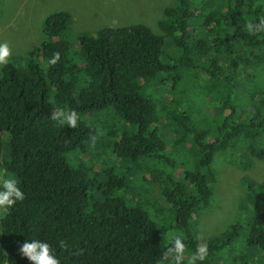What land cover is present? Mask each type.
<instances>
[{"label": "trees", "instance_id": "trees-1", "mask_svg": "<svg viewBox=\"0 0 264 264\" xmlns=\"http://www.w3.org/2000/svg\"><path fill=\"white\" fill-rule=\"evenodd\" d=\"M162 12L160 32L121 17L73 39L57 10L25 64L0 66V173L25 193L0 212V264H27L17 242L33 238L60 264H174L163 254L176 233L183 264L202 242L203 264H263L264 183L241 179V212L220 233L200 236L193 214L213 199L216 153L238 167L264 159V33L245 28L264 0ZM54 109H74L77 126ZM76 151L88 164H68Z\"/></svg>", "mask_w": 264, "mask_h": 264}, {"label": "rangeland", "instance_id": "rangeland-1", "mask_svg": "<svg viewBox=\"0 0 264 264\" xmlns=\"http://www.w3.org/2000/svg\"><path fill=\"white\" fill-rule=\"evenodd\" d=\"M172 3L173 0H0V43L8 45L7 59L21 66L25 64V57L33 55L39 47L46 17L57 10L70 12L69 25L75 39L80 30H93L122 18L126 24L143 22L157 30L156 16L159 19L163 7ZM76 152L77 158L66 155L68 164H86L81 152ZM246 162H249L247 158ZM211 166L215 173L213 199L206 208L193 214L200 236L201 229L209 232L208 235L220 233L221 227L239 216L240 199L245 194L241 184L243 177L264 183V159L253 158L249 165L238 167L228 163L223 154L216 153ZM261 261L264 264V254Z\"/></svg>", "mask_w": 264, "mask_h": 264}, {"label": "clouds", "instance_id": "clouds-1", "mask_svg": "<svg viewBox=\"0 0 264 264\" xmlns=\"http://www.w3.org/2000/svg\"><path fill=\"white\" fill-rule=\"evenodd\" d=\"M201 4L204 8H206L209 4H212V2L208 1L207 3ZM169 5L170 4L165 5L163 9ZM159 11L160 9H158V12ZM162 17L163 12L160 18ZM159 19L158 16H156L157 30L152 29L148 25L152 31L160 32L158 27ZM245 28L249 35L264 33V18L259 19L258 22H247ZM8 57L9 48L7 43H0V66L8 63ZM59 59L60 53L54 52L49 58L48 64L54 65ZM51 119L56 121L60 126L66 125L69 128H75L77 126L78 114L74 109L69 111L54 109ZM233 165L235 164L233 163ZM24 198L25 193L19 186L17 178L7 173H0V212L8 211L17 202L23 201ZM17 244V252L20 258L25 259L27 264H60V260L55 255L54 250L47 240L39 238L23 239L22 241H18ZM185 251L186 245L183 241V234L176 233L172 238L170 246L163 254V259L168 260L171 258L174 264H183ZM208 255V245L206 242H202L196 246L194 251L191 252L188 257V264H203Z\"/></svg>", "mask_w": 264, "mask_h": 264}]
</instances>
